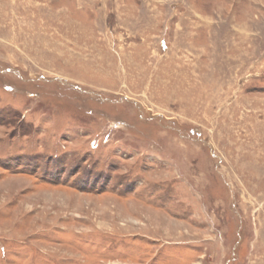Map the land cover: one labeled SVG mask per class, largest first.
Returning a JSON list of instances; mask_svg holds the SVG:
<instances>
[{"label":"rangeland","instance_id":"rangeland-1","mask_svg":"<svg viewBox=\"0 0 264 264\" xmlns=\"http://www.w3.org/2000/svg\"><path fill=\"white\" fill-rule=\"evenodd\" d=\"M0 264H264V0H0Z\"/></svg>","mask_w":264,"mask_h":264}]
</instances>
